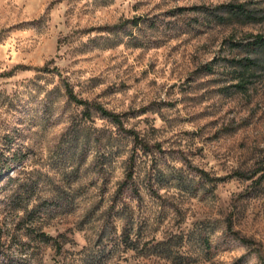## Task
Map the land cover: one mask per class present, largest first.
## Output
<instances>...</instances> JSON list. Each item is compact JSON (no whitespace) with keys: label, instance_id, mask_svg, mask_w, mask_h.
<instances>
[{"label":"rangeland","instance_id":"1","mask_svg":"<svg viewBox=\"0 0 264 264\" xmlns=\"http://www.w3.org/2000/svg\"><path fill=\"white\" fill-rule=\"evenodd\" d=\"M227 3L259 19L192 9ZM255 34L264 0H0V264H262L264 180L233 174L264 162V68L235 90L222 59ZM65 84L160 143L137 152L139 196L119 189L132 136Z\"/></svg>","mask_w":264,"mask_h":264},{"label":"trees","instance_id":"2","mask_svg":"<svg viewBox=\"0 0 264 264\" xmlns=\"http://www.w3.org/2000/svg\"><path fill=\"white\" fill-rule=\"evenodd\" d=\"M195 11H199L204 9L206 13H208L211 17H213L218 23H232V22H238L242 24L256 22L259 17L256 16L254 11L246 6L245 3H227V4H221L218 6H215L213 8H205V7H193ZM138 20H132L131 22L133 25H137ZM128 23V21H125L121 24H118L117 26H114V28H124L125 25ZM251 40L243 43V42H237V41H230L231 47H242V49L248 54L244 58H226L223 57L226 62H228L231 71L230 81H236L235 83H231L226 88L232 87L235 90H245L247 87V80L250 76H253V73L257 69L264 68V34H255L250 36ZM250 55H254V57H251ZM214 61L212 60L206 64H204L203 68L208 71L212 72L214 71ZM21 68V66H17L16 69ZM14 70V69H13ZM11 73V72H9ZM7 73V75H9ZM65 90L66 94L69 97L70 100L74 101L77 104L85 105L87 107L94 108L97 112L100 113V115L104 118H108L112 120L115 124H117L118 128L121 129L123 132L129 134L132 136L133 140V147H132V153L128 159V166H127V173L125 176V179L120 183L119 189H125V191H129L133 196H139V192L137 187L134 184L133 181V174H134V162L136 159V155L138 150H142L144 153H150L153 151L163 153L164 150L162 149L160 143H153L150 144L146 141H144L139 134L129 128H125L122 121V115L112 112L110 110H107L103 106L97 103H89L85 100H82L78 98L73 90L68 87L67 84H65ZM180 160L186 164L189 165V161L187 158L180 152L179 153ZM10 165L8 161H5V163L0 162V175L4 172L5 169H9ZM192 171L198 173L202 178L208 179L211 182L217 183L219 181H222L224 178L221 177H212L210 176L205 170H202L200 168H197L195 166L189 167ZM234 176H237L239 178L243 179H253L254 184H260L264 180V162L261 166L257 167L256 169L252 170L251 172H235L233 174ZM148 190L155 196L158 197V194L156 190L153 188L151 184H148ZM227 233H229L232 236V239L235 241H238L239 243L250 246L253 245V241L243 237L240 235L238 231L233 230L232 228L228 227ZM44 239L49 240L51 238L46 237L44 234H42ZM202 242L204 244L205 250L207 252H211L215 247L212 246V244L209 242V239L204 237L202 239ZM216 249V248H215ZM0 257H7L5 255V252L2 251L0 248ZM261 259V263L264 264V257L259 256ZM246 261V255H242L238 257L236 260H234L231 264H245Z\"/></svg>","mask_w":264,"mask_h":264}]
</instances>
